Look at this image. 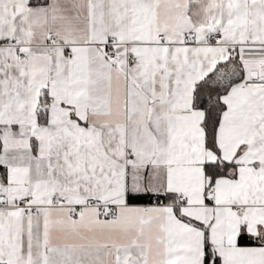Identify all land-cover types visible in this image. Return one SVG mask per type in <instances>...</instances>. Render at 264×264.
I'll return each instance as SVG.
<instances>
[{
  "label": "snow or ice",
  "instance_id": "obj_1",
  "mask_svg": "<svg viewBox=\"0 0 264 264\" xmlns=\"http://www.w3.org/2000/svg\"><path fill=\"white\" fill-rule=\"evenodd\" d=\"M0 264H264V0H0Z\"/></svg>",
  "mask_w": 264,
  "mask_h": 264
}]
</instances>
